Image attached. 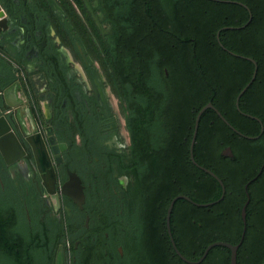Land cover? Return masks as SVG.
<instances>
[{
  "label": "flooded vegetation",
  "instance_id": "af4514ba",
  "mask_svg": "<svg viewBox=\"0 0 264 264\" xmlns=\"http://www.w3.org/2000/svg\"><path fill=\"white\" fill-rule=\"evenodd\" d=\"M116 1L74 3L75 17L82 16L79 4L84 3L103 38V55L110 62V79L119 83L114 86L122 93L124 116L115 97V108L106 101L90 62L84 17L71 20L54 0H0L9 19L0 33V119L9 124L23 152L6 157L0 149V264H134L136 247H142L148 264L155 237L166 241L184 264L189 263L176 253L172 239L181 253L180 241L190 243L192 257L182 254L190 264H232L231 249L217 244L236 247L237 264H264V0H186L193 26L198 12L205 18L216 12L209 44L237 66L222 70L223 88L239 92L235 110L242 124L257 133L245 134L212 101L203 107H214L204 113L211 110V126L222 127L216 134L217 158L209 153L207 166L200 165L216 177L195 166L209 180V201L199 204L208 205L207 211L202 218L186 214L185 205L179 218L172 211V238L164 209L187 196H176L174 188L164 191L160 174L150 173L154 164L148 159L140 181L135 156L176 154L179 76L161 88L167 100H156L155 94L149 102L147 86L139 94L132 83L121 84L114 66V28L119 14L130 13V8ZM161 1L138 7L144 24L152 29L177 26L179 7ZM172 46L177 54V35ZM164 71L169 77L168 68ZM117 113L125 137L118 134ZM140 123L150 128L143 139L135 132ZM74 176L81 182L83 200ZM180 200L193 204L186 199L176 203ZM204 236L209 241L202 252L197 244Z\"/></svg>",
  "mask_w": 264,
  "mask_h": 264
},
{
  "label": "trees",
  "instance_id": "16d2710c",
  "mask_svg": "<svg viewBox=\"0 0 264 264\" xmlns=\"http://www.w3.org/2000/svg\"><path fill=\"white\" fill-rule=\"evenodd\" d=\"M179 7V24L175 27L163 25L158 28L144 24V17L138 10L142 4L159 5L161 0H117L116 5L130 8L122 11L117 17V25L114 28L116 35V58L114 66L122 85L127 82L136 86L139 94L147 86V100H167L165 92L161 88L166 84L176 83V73L179 76L180 94H178L179 111L176 116L181 118L180 123H176V149L175 155L146 156L138 154L135 156L137 162V174L141 181L144 172L145 160L148 159L150 165L154 164V169L150 171L154 175L160 174V183L164 191L175 190L176 196L184 195L191 198L198 204H207L209 201L207 176L195 167L190 157V144L194 136L195 119L199 112L208 102L214 105L229 120L245 134H255L257 130L242 124L239 114L234 107V100L239 92L226 90L221 81V72L224 69H235L234 62L227 60L221 52L209 44L208 33L216 27L217 14L212 11L211 17L205 18L203 12H198V21L193 26L190 23V12L186 0H171ZM81 6V4H79ZM113 7L114 5L111 4ZM176 35L178 36L179 51L176 54ZM195 37V43L192 38ZM165 68H168L169 77L165 75ZM245 70H250L248 66H243ZM213 85L215 90L209 88ZM160 87V90L156 88ZM157 89V93L156 90ZM143 94V93H141ZM206 111L199 125L197 142L194 148V158L201 166H207L208 154L212 153L217 158L216 150L220 137L217 132L222 131L220 124L211 126L214 114ZM150 128L145 124L136 125V133L143 139L150 134ZM218 130V131H217ZM188 141L185 142L184 138ZM145 143V146L148 144ZM142 146V145H141ZM144 146V147H145ZM254 149V146H251ZM172 180H176V187ZM185 205L186 214L195 213L198 218H202L206 213V208L194 206L180 200L175 205L173 216L179 218L181 206ZM168 207L164 209V216ZM181 216V215H180ZM188 224V223H187ZM191 225V222H190ZM206 236L198 243L202 247V252L206 248ZM159 237H155V245L150 246L148 264H184L179 257L171 252L166 241L160 242ZM182 254L187 258L189 255L190 243L180 241ZM192 245V243H191ZM134 264H145L142 247H136L131 252ZM192 257V256H191ZM190 257V258H191Z\"/></svg>",
  "mask_w": 264,
  "mask_h": 264
},
{
  "label": "rangeland",
  "instance_id": "374dc122",
  "mask_svg": "<svg viewBox=\"0 0 264 264\" xmlns=\"http://www.w3.org/2000/svg\"><path fill=\"white\" fill-rule=\"evenodd\" d=\"M54 3L59 7V11L63 14L70 16L71 20L74 21L77 19L76 18L77 16L78 17L80 16L78 14L75 17V14L78 12V10L76 8V4L74 3V0H54ZM44 4L45 7H48L45 1ZM93 5H95V3H93ZM81 6L83 10L81 11L82 16H80L79 18L82 19V17H84V20L87 21V23L83 26L84 28L83 36L85 40L86 51L89 52L88 57L101 82L102 89L104 90L105 93L106 101L110 102V104L113 107L114 106L116 107V102H117V104H119L122 110V116H124L123 107L121 105V102L123 101L121 98L122 93L119 92V86H114V85H119V83L116 82V84H113L112 80L110 79V75H109V69L111 68L110 62L103 55L104 54V49L102 45V43H104L103 38L99 35L98 30L96 29L94 23L91 21V17L89 16V11L87 9V6L84 3H82ZM51 18L53 19V26L59 32V34H61L63 30L61 26L59 27L58 25L59 22L57 18L53 14ZM97 43L99 44V47L97 46ZM97 65H99V67H97ZM114 97L116 98V102L114 100ZM113 112L115 113V110ZM117 117H118L117 119L118 134L121 133V136L125 137L122 130V126H123L122 118H120L118 113H117Z\"/></svg>",
  "mask_w": 264,
  "mask_h": 264
},
{
  "label": "water",
  "instance_id": "95a60500",
  "mask_svg": "<svg viewBox=\"0 0 264 264\" xmlns=\"http://www.w3.org/2000/svg\"><path fill=\"white\" fill-rule=\"evenodd\" d=\"M0 33L2 32V28L4 27V29H6L8 27V22H9V19H8V15H7V12L6 10L1 6L0 4ZM242 95V94H241ZM208 108H214L211 104L206 106L204 109H202L197 118H196V124H195V131H194V136H193V139H192V142H191V148H190V154H191V160L193 162V164L208 172L209 174H212L210 171L202 168L195 160L194 158V146H195V143H196V139H197V134H198V129H199V122H200V118L202 116V114L204 113V111ZM11 132V129H10V126L8 123H6V120L4 118H1L0 119V149L1 151L3 152V154L7 157V156H11V155H16V157H20L23 152L20 150L19 148V145H18V141L15 139V137L13 136ZM213 175V174H212ZM214 177H216L215 175H213ZM76 183H77V186H78V193L77 195L83 200L84 199V193H83V189L81 187V182L80 180L75 176L73 178ZM68 195L71 196V194H69V192L67 193ZM178 199H186L190 202H192L193 204H196L194 203L190 198L188 197H178L176 199H174L168 209V212H167V225H168V230H169V233H170V236L172 238V234H171V227H170V224H171V215H172V211H173V208H174V205L176 203V201ZM197 206H202V207H207L208 205H199V204H196ZM172 242H173V245H174V248L176 250V253L180 256V258L182 260H184L185 262L187 263H191L188 259H186L182 253L178 250V248L176 247L173 239H172ZM217 245H223V246H226L228 247L229 249H231L232 251V264H237V248L232 246V245H229V244H217ZM215 246V245H214ZM213 246H210L204 256L202 257L201 261H203L206 256L208 255L209 251L211 250Z\"/></svg>",
  "mask_w": 264,
  "mask_h": 264
},
{
  "label": "bare ground",
  "instance_id": "6f19581e",
  "mask_svg": "<svg viewBox=\"0 0 264 264\" xmlns=\"http://www.w3.org/2000/svg\"><path fill=\"white\" fill-rule=\"evenodd\" d=\"M0 13H1V11H0Z\"/></svg>",
  "mask_w": 264,
  "mask_h": 264
}]
</instances>
